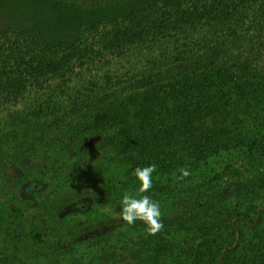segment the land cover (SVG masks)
I'll return each instance as SVG.
<instances>
[{"label": "trees", "instance_id": "trees-1", "mask_svg": "<svg viewBox=\"0 0 264 264\" xmlns=\"http://www.w3.org/2000/svg\"><path fill=\"white\" fill-rule=\"evenodd\" d=\"M106 19L112 29L99 43L106 50L180 40L202 30L205 36L144 71L0 126L1 141L63 133L81 179L99 180L114 207H121L125 194L159 202L163 229L155 235L143 221L129 225L109 215L88 219L81 230L82 219L60 217L62 202L39 191L34 194L41 198L39 209L51 208L69 234L62 243L65 255L70 252L72 264H264V231L258 228L264 207L251 237L244 228L255 221L248 222L249 214L242 211L244 205L255 213L264 206L259 204L264 171L251 178L234 176L237 169L229 162L238 155L264 168V0H148ZM78 48L48 43L32 32H1L0 105L17 102L28 83L57 75L74 59L95 52V46ZM216 158L229 163L219 173H205ZM152 164V188L138 193L134 169ZM181 168L191 174L181 179ZM231 175L236 178L232 185L219 186ZM30 224L25 218L23 228ZM133 231L140 232L138 239L129 235ZM31 233L41 245L37 230ZM27 234L14 248L20 256L0 246V264H44L28 255L43 247L35 248ZM78 246L95 254L83 259L76 255Z\"/></svg>", "mask_w": 264, "mask_h": 264}, {"label": "rangeland", "instance_id": "rangeland-1", "mask_svg": "<svg viewBox=\"0 0 264 264\" xmlns=\"http://www.w3.org/2000/svg\"><path fill=\"white\" fill-rule=\"evenodd\" d=\"M147 2L148 0H0V33L32 32L48 43L64 42L77 45L78 49L95 46L94 53L74 59L59 74L28 83L26 91L17 102H3L0 105V126L11 118L38 107L66 104L79 95L105 85L109 80L144 71L182 49L194 47L205 36V31L202 30L180 40H148L120 50H106L100 46L103 33L112 29L107 16H118ZM64 47L67 48V45ZM229 162L233 169H237L232 173L234 176L236 173H243V176L251 178L264 171L262 166H251L238 155ZM229 162L212 159L203 170L209 174L219 173ZM233 175L221 180L219 186L232 185L236 180ZM98 181L81 179L72 147L63 133L45 132L0 140V246L20 256V252L14 248L25 231L28 234L24 236L35 248L43 247L28 253L32 260L44 264H72L70 252L65 255V246H62L66 239H70L69 234L64 232L61 222H56L51 208L45 211L39 209L41 198L34 197V194L41 191L44 196L49 195L62 202L60 217L67 221L82 219L81 230L87 226L83 225L85 221L101 215L123 220L121 207H114L107 201L102 184L96 183ZM260 203H264V199ZM263 207L260 206L255 213L250 205L242 206V211L249 214L247 221H255L250 227L244 228L250 237L254 232L252 226L259 224ZM25 218L31 219V224L26 229L23 228ZM258 228L264 231V218ZM31 229L37 230L36 237L44 240L41 245H37L38 241ZM99 231L95 230L96 233ZM139 233L133 231L129 235L135 240ZM83 238L86 237H77ZM239 239L238 236L234 247ZM57 247L62 251L56 250ZM76 248V255L83 259H90L95 254L94 250L84 246Z\"/></svg>", "mask_w": 264, "mask_h": 264}, {"label": "clouds", "instance_id": "clouds-1", "mask_svg": "<svg viewBox=\"0 0 264 264\" xmlns=\"http://www.w3.org/2000/svg\"><path fill=\"white\" fill-rule=\"evenodd\" d=\"M156 171V165L147 167H137L134 169V176L139 181L138 193H147L153 185V173ZM180 178L188 177L191 173L187 168L179 169ZM121 218L129 225L136 221H143L147 225V232L155 235L163 229L160 221L161 210L159 202L153 200L148 195L137 196L125 194L120 201Z\"/></svg>", "mask_w": 264, "mask_h": 264}]
</instances>
